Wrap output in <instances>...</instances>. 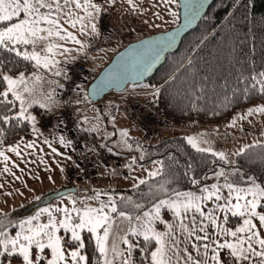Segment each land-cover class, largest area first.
I'll return each mask as SVG.
<instances>
[{"label": "snow or ice", "instance_id": "6c2138e0", "mask_svg": "<svg viewBox=\"0 0 264 264\" xmlns=\"http://www.w3.org/2000/svg\"><path fill=\"white\" fill-rule=\"evenodd\" d=\"M133 2L129 0V3ZM180 2L184 8V23L175 32L141 40L120 53L116 62L92 86L90 95L97 96L113 86L121 87L152 70L164 52L175 45L181 29H186L199 13V8L193 6L194 0ZM199 7H203L202 2ZM77 9L84 14L78 15ZM100 11L101 6L93 0H0V53H14L37 69L51 70L60 63L57 55L72 51L57 40L72 41L80 45V51L87 47L63 26L61 18H65L72 28L79 24L81 32L95 36L99 34L95 13ZM193 67L194 61L188 60L185 71ZM5 69V60L0 58V175L9 174L14 180L22 181V176L14 169L21 173L25 169L9 154H15L25 165H34L37 159H30L33 150L43 152L44 149L37 140H25L24 137L8 145V129L27 126L39 137L42 134L32 109L37 106L50 109L59 102L54 98L55 89L37 93L32 82L42 77L35 73L29 77L23 71L18 75L9 74L10 70ZM54 74L59 77L62 70L57 67ZM215 74L216 68L213 67L197 81V73H193L190 99L194 108L210 88L215 91L213 84L219 86L221 81L225 90L224 101L230 102L228 91L233 97L241 93L245 99L250 93L264 95V70L250 68L248 75L242 70L236 71L235 89H229L226 76L216 78ZM52 83L58 84L57 81ZM59 87L63 85L59 84ZM254 113L264 114V104L249 108L246 115ZM244 118L242 114L237 120ZM237 120L229 126L234 127ZM96 130L95 127L86 129ZM120 135L123 145L131 149L127 130L121 131ZM185 139L196 152L210 154L214 158L211 160L213 165H221L203 177V181L213 179L215 182L208 184L197 179L192 164L187 163L184 176L191 185L197 186L196 190L180 191L169 187L172 180L165 177L172 172H166V169L179 164L175 157H170L168 165L164 160H153L154 168L148 170V179L137 178L133 185L139 188L150 179H163L162 183L150 185L147 208L132 201L131 197L122 196L117 200L109 196L104 200L100 197L107 193L97 192L85 201L98 199V206L85 202L78 207V201L72 199L71 207L65 204L55 210L43 208L18 222L7 219L5 223V216L0 219V264H13L14 260L19 264H135L134 254L137 252L143 257L141 264H264V181L242 173L239 167L233 166L230 158L246 153L253 145L226 153L214 149L203 139V134ZM57 142L65 147L72 144L63 135ZM42 145L51 153L60 154L48 138L42 141ZM136 147L142 150L139 143ZM108 151L112 149L108 148ZM136 159L134 157L133 162ZM139 159L143 160L144 156ZM39 162L46 164L43 159ZM3 187L0 183V188ZM165 212L171 214V219H165ZM42 216L46 219L41 220ZM231 220L236 221L233 226H229ZM158 225H163V229ZM13 228L18 229L14 235L10 232ZM88 243L94 245L95 261L87 252Z\"/></svg>", "mask_w": 264, "mask_h": 264}, {"label": "rangeland", "instance_id": "374dc122", "mask_svg": "<svg viewBox=\"0 0 264 264\" xmlns=\"http://www.w3.org/2000/svg\"><path fill=\"white\" fill-rule=\"evenodd\" d=\"M93 3L101 6V11L99 13H95L97 30H100L99 16L102 13H105L107 20L111 25V31L104 37V41L100 43L101 48L98 49L99 53L97 54H101L102 61L95 65H93L94 63L92 62H85L86 65L89 64L91 67L87 68L80 85L77 87L72 96V103L75 107L71 122L73 124L74 131L82 140L80 152L77 156H74V164L69 165L67 170L66 168L65 170L68 176L66 178L67 184H77L79 191L71 192L54 199L49 203L45 202L48 194L29 200L28 203L24 201L22 202L23 204H20L18 207L11 204V202H6L0 205V219L7 216L5 223L8 218L13 222L27 219L35 215L43 208L55 210L57 206H63L65 204L71 207L72 199H76L78 201V207L85 202L91 204L92 206H98V199H89L85 201V198L93 197L97 192H102V188H106L107 186L105 185L107 182L105 183L104 179L111 177L112 180L108 183V185L116 184L117 188H123L137 183V178L148 177V170L152 169L151 166H148L149 169L146 168L141 170V165L138 166V160L136 162L127 163L125 161L126 158H123V155H128V157L133 161L135 156L138 159V157L143 155L142 150L135 147V145L140 142L155 143L156 141L173 134H181L185 137H200L203 134V139L209 141L214 149L225 151L226 153H235L238 149L244 148L245 145H251L257 142L264 143V114L254 113L251 116L246 115L249 108H253L264 103H255L248 107L241 108L233 113L228 119L216 123H205L192 120L171 123L168 122L163 113V117L160 118L159 123H164V126L159 130L158 134L152 136H147L142 132L139 123L140 119L128 116L126 108L130 104H147L149 101L157 102L158 95L156 93L157 90H159L160 93L161 89V85L159 84L146 82L137 85H130L124 92L115 94L114 96L109 94L102 101L86 102V100H83L79 104L76 103L78 100L77 97H83L85 95L84 91L87 92L90 82L111 60L112 56L118 50L134 40H139L145 36L170 30L180 21L179 0H134L133 3H129V0H93ZM75 11L78 15L84 14L82 10L77 9ZM173 12L177 13V15L174 16L172 14ZM61 23L69 31L72 28L63 17L61 18ZM85 23H88V21H85ZM75 30L76 33L80 31L79 24ZM75 30L72 29V32ZM99 32L100 31H98V33ZM99 35L100 33L98 36ZM56 42L61 43L64 46L66 45L65 41L57 40ZM106 48L108 49V52ZM66 56V53L64 55H57L56 59H58L60 63L59 65L53 66L51 70L37 69L34 67V70L25 73V75L29 77H31L33 73L42 78L45 77L44 80L41 79L32 82L37 93H48L52 92L53 89H56V84L52 83V81H56V76L54 74L55 69L58 67L63 70V67H67L68 56ZM61 63H64V65ZM65 74L68 80V70ZM62 77L63 79L65 78L64 73L62 74ZM67 80L62 83L63 89H60V95L65 90L68 83ZM54 98H56V91ZM56 107H58V105ZM60 107L62 108V105H60ZM33 114L37 117V126L40 130L42 129L45 133H49V135L53 132H60L63 135L65 134V128L59 120L60 111H57L54 114H43L41 111L39 112L38 110H35ZM242 114L245 118L237 120V118ZM47 117H52L54 121V125L49 129H45L42 123ZM233 120H237V122L234 127H230L229 125L233 122ZM179 123L182 124L179 125ZM93 127L97 130L86 131V129H92ZM79 129L82 131L81 133H79ZM113 130H115V134L117 135L114 140H112L114 135H109L110 133H113ZM123 130H127L129 136H131L128 140L130 144H132L131 140L137 141L136 144H132L131 149L127 148L122 143L123 138L120 134ZM34 136L35 133L32 132L31 139ZM107 138L111 140L110 147L112 151L118 150L119 153H122V155L118 154V158L121 162H114L111 165H103L98 159V152L100 148L104 147L102 143H107ZM62 153H66V156L68 154L73 156V154L70 153L66 147L62 149ZM230 158L234 163L235 155H231ZM97 161H99L100 168L108 170L109 168H117L119 169L116 171L118 173H109L113 176L104 175L102 179H97L103 171L102 169H98ZM73 168L79 169V174L75 177H72L70 174ZM119 171L122 172V176ZM213 182H215L213 179H209V184ZM84 187L88 188V190L84 189ZM103 193H107V195H102L100 197L101 199L107 200L109 196L115 197L112 193ZM44 219H46V216L41 217V220ZM16 230L13 231L10 229L11 234L14 235Z\"/></svg>", "mask_w": 264, "mask_h": 264}, {"label": "trees", "instance_id": "16d2710c", "mask_svg": "<svg viewBox=\"0 0 264 264\" xmlns=\"http://www.w3.org/2000/svg\"><path fill=\"white\" fill-rule=\"evenodd\" d=\"M0 58L5 60V70H10L9 74L18 75L20 71L28 73L34 70L32 63L24 61L21 57H16L14 53H0ZM188 60L194 61V67L185 71ZM236 61H239V64ZM210 65L211 67H209ZM213 67L216 68V78L221 75L227 77L229 89L237 87L234 79L236 71L242 70L245 75H248L250 68L264 70V0H214L199 26L183 38L179 49L175 53L169 54L165 64L146 81L161 85L156 103L163 110L164 117L168 122L178 123L192 120L216 123L228 119L241 108L255 103H264V95L258 92L250 93L245 99L241 93H237L233 97L232 92L228 91L230 102L224 101L225 90H223L221 81L219 86L214 83L215 91L210 88L203 98L197 101V106L194 108L190 99L193 73H197L198 81L200 76L211 72ZM84 93L83 97H77L76 103L79 104L83 100L91 101L87 92L84 91ZM35 109L38 110V107L33 108V110ZM81 132L79 129V133ZM21 137H24L25 140L31 139L30 127L20 126L16 129H8L6 143L12 145L19 142ZM185 138L184 135L173 134L155 143L140 142L144 159L140 160L138 157L135 162L138 160L141 167H146L152 165L153 160H164L168 165L171 163L169 158L175 157L179 164L173 165L172 169H166V172H172V175L165 177L172 180L169 187H175L180 191H195L197 186L191 185L188 178L184 176L187 163L192 164L193 174L196 178L208 184L209 180L203 181V177L206 174L210 175L212 169L221 165H213L211 160L214 158L210 154L196 152L187 144ZM131 141L132 144L137 142L136 140ZM102 145L103 148H111L109 142L102 143ZM251 145L253 147L246 153L235 156L233 166L239 167L242 173L253 175L259 181H264V147H262L264 143ZM113 152L122 155L116 150ZM124 157L127 163L133 162L128 155H123ZM97 167L103 170L97 179H102L104 175L113 176L109 173L113 174V171L119 170L117 168H109V170L100 168L99 161H97ZM119 173L121 176L123 175L121 171ZM109 178L111 177L106 180H110ZM143 179H148V177ZM162 182L163 179L157 177L150 179L147 184L140 185L139 188H134L131 185L117 189L105 184L106 188H102L101 191L114 194L117 200L122 196L131 197L132 201L144 204L147 208L150 203V185ZM84 189L88 190L86 187ZM129 210H132L131 205H129ZM168 214L165 212L164 217L167 218ZM235 223V220H231L229 225L233 226ZM93 248L94 245L88 243L87 252L92 261H95L96 254ZM134 258L135 264H141L143 257L139 252L134 254Z\"/></svg>", "mask_w": 264, "mask_h": 264}, {"label": "crops", "instance_id": "0c3cea01", "mask_svg": "<svg viewBox=\"0 0 264 264\" xmlns=\"http://www.w3.org/2000/svg\"><path fill=\"white\" fill-rule=\"evenodd\" d=\"M99 18H100V16H99ZM72 29L75 30V28H71L70 29L71 32H72ZM98 31H100V30H98ZM73 33L84 44H86L87 47L84 48L82 51H80V50H78V49H80V45H76L72 41H65V44H66L65 47L71 48L72 51L70 53H66L68 56V57L66 56L68 58L67 59L68 65L66 68L63 67V70H62L63 71L62 74L64 73L65 78L63 79V77L61 75L59 77L56 76V79H55L58 82V84H56V89H55V91H56L55 100H57L59 103L56 104L55 106L51 107L50 109H41L37 106L38 110H41V113H43V114L44 113L54 114L55 112L60 111V108H61L60 105H62L61 104L62 102L60 100L61 97H60L59 91H60L61 87H59V84H62L65 82V80H67L65 73L68 70V67L71 63L77 61L81 57H85L87 59V62H92V63H94L93 65L102 61L101 54H97V53H99L98 50L92 49L93 45L102 43V41H104L105 36H103L101 34V31L99 32L100 33L99 36L98 35L93 36V35H90V34H87L85 32H81V31L76 33V30ZM106 50L108 52L107 48H106ZM73 57H74V59H73ZM61 64L64 65V63H61ZM63 65H61V66H63ZM90 67L91 66H89V64H88L87 68H90ZM44 78L45 77H43L42 80H44ZM57 105H58V107H56ZM35 110L32 109V112L34 113ZM180 124H182V123H179V125ZM197 129H198V127H197ZM40 133L42 135H40L39 137L37 136V134H35V136L32 139H30V140H37L38 143H40L44 149L43 152L33 150V156L30 157V159H37L36 164L25 165L20 161L19 158L15 157V154H12V153L9 154L12 156V158L17 163H20L21 167L25 169V172L21 173L18 169H14L17 172V175L22 176V178H23L22 181L14 180L9 174L0 175V183H2L4 185L3 188H0V205L4 204L6 202H11V204L18 207L20 204H23L22 202H24V201H26L28 203L29 200H33L36 197H39L42 195H47V194H50L52 192H56L60 189L70 187V186H76L78 189L77 191H79L77 184H67L66 178L68 176H67L66 170H67V167L69 165L74 164L75 157L73 155V156H71V159H68V157L70 155L68 154L66 156L65 155L66 153L65 154L62 153V149H64L65 146L58 144L57 141H58V137L60 135H63V134H61L60 132H53L52 134L49 135V133H45L42 129L40 130ZM113 133H114V136H115L114 139H115L117 137V135L115 134V130H113ZM129 137H131V136H129ZM45 138H48L51 141V143L53 144V147H56L58 149V153H60V154H53L47 148V146L42 145V141ZM114 139H112V140H114ZM108 142H109V144H111L110 143L111 140L107 138V143ZM66 148L68 150V147H66ZM40 159L45 160L46 164H41L39 162ZM138 166H140V165L138 164ZM149 166H151L152 169L154 167L153 164L149 165ZM142 167L140 168L141 170L148 168V166H146L144 168H142ZM65 168H66V170H65ZM134 170H136V169H134ZM116 173H117L116 171H113V174H116ZM109 179L110 180H106V179L104 180L105 183L107 182L106 183L107 185L112 180L111 178H109ZM78 183H81V182H78ZM129 186H131V185H129ZM112 187H115V189H117L116 184L111 185V188ZM165 219H171V214L169 213L168 217ZM159 228L163 229V225H161V227H159ZM13 264H19V261L13 262Z\"/></svg>", "mask_w": 264, "mask_h": 264}, {"label": "built area", "instance_id": "2783aa9c", "mask_svg": "<svg viewBox=\"0 0 264 264\" xmlns=\"http://www.w3.org/2000/svg\"><path fill=\"white\" fill-rule=\"evenodd\" d=\"M100 31L103 36H106L111 31V26L107 20L105 13H102L99 18ZM101 48L100 44L92 46L93 50ZM86 58L81 57L77 61L71 63L68 67V83L64 92L60 95L62 100V108L59 114V120L65 128L64 137L66 140H71L72 144L68 147L70 153L77 156L81 148V138L73 129L72 116L74 114V104L72 103V96L77 87L80 85L83 75L86 73ZM63 89V88H62ZM111 95L118 94L111 92ZM126 113L132 118L140 119V127L147 136L158 134L159 130L163 128L164 123L160 124V118L163 117V110L154 101H149L147 104L137 103L130 104L126 108ZM45 129L52 128L54 121L52 117H47L43 121ZM119 156L113 151L109 152L107 148H100L98 152V159L103 165H111L114 162H121ZM71 176L75 177L79 174L78 168L71 170Z\"/></svg>", "mask_w": 264, "mask_h": 264}, {"label": "water", "instance_id": "95a60500", "mask_svg": "<svg viewBox=\"0 0 264 264\" xmlns=\"http://www.w3.org/2000/svg\"><path fill=\"white\" fill-rule=\"evenodd\" d=\"M202 2L203 3V7H199V3ZM214 0H194L193 2V6L194 7H198L199 8V13H197V15L195 17H193L190 21V23L188 24L186 29H181V32L179 35H177L176 38V43L175 45L168 49L166 52H164V54L161 56L160 60L155 64V66L152 68V70L147 73L145 76L140 77L138 79H136L135 81L133 80H129L127 83L123 84L121 87H110L108 89H106L105 91H103L102 93H100L97 96H92L90 95L91 91H92V86L100 79L101 74L108 68H110L117 60V57L119 56L120 53L125 52L126 50H128L130 48V46L138 44L141 40H146L149 39L151 37H156V36H161V35H165L169 32H175L183 23V16H184V8L179 0V17H180V21L179 23L174 26L173 28H171L170 30L167 31H163V32H158L149 36H145L139 40H134L132 42H129L127 45H125L123 48H121L120 50H118L113 57L111 58V60L100 70V72L95 76V78L90 82V84L88 85L87 88V96L88 98L92 101V102H99L102 101L110 92L115 91V92H124L128 86L130 85H137V84H142L144 82H146L147 80H149L152 76L155 75L156 71L165 64L167 57L169 54L175 53L181 43L183 38L189 34L191 31L195 30L200 22L202 21L203 17L207 14L209 8L211 7V5L213 4ZM77 187L76 186H70V187H66L63 189H60L56 192H52L50 194H48L46 196L45 202L49 203L51 201H53L54 199H57L59 197H62L66 194H69L71 192H77Z\"/></svg>", "mask_w": 264, "mask_h": 264}]
</instances>
